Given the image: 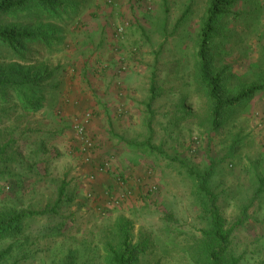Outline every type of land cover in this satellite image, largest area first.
<instances>
[{"label": "rangeland", "instance_id": "374dc122", "mask_svg": "<svg viewBox=\"0 0 264 264\" xmlns=\"http://www.w3.org/2000/svg\"><path fill=\"white\" fill-rule=\"evenodd\" d=\"M67 1L72 5L62 18L36 17L38 12L30 11L0 21L28 28L49 23L57 29L59 41L39 49L33 59L64 67L66 81L90 78V65L111 55L121 75L116 77L121 107L127 111L119 115L116 152L99 161L88 123L85 132L94 142L88 162L72 129L76 151L69 159L78 156L93 168L78 183L68 159L41 172L39 165L33 168L38 161L28 156V146L34 137L23 140L29 126H20L33 121L27 116L12 129L17 115L7 111L10 102L0 103V145L16 130V143L6 149L13 161L0 158V214L44 211L24 217L20 231L0 239V251L12 246L0 264H60L68 253L79 264H105L102 242L118 217L133 223L134 239L139 231H159L166 218L182 232L198 234L204 208L189 172L209 166V186L232 228L231 251L241 257L239 264H264V0H234L216 21L209 56L212 69L223 70L222 92L229 96L241 86L260 85L250 98L224 110L217 129L209 125L196 62L210 0ZM12 62L24 64L0 46V63ZM151 81L156 97L148 106ZM14 147L19 158L12 154ZM109 172L111 186L100 181ZM181 245L158 252L159 264H178L186 242Z\"/></svg>", "mask_w": 264, "mask_h": 264}, {"label": "trees", "instance_id": "16d2710c", "mask_svg": "<svg viewBox=\"0 0 264 264\" xmlns=\"http://www.w3.org/2000/svg\"><path fill=\"white\" fill-rule=\"evenodd\" d=\"M233 3L234 0H210L199 33L196 51L198 80L205 89L209 103V125L212 129L220 127L222 113L226 108L247 100L260 89V85L249 84L241 86L234 94L225 96L221 90V84L224 83L223 70L215 72L210 64L209 50L216 21ZM71 5L72 2L67 0H0V20L17 12L30 11H37L36 17L62 18ZM55 32L57 29L51 27L49 23H39L37 27L28 28L17 24L3 25L0 21V46H5L14 57L24 63L22 65L13 62L0 63V103L10 102L7 111L10 110L17 115L12 129L19 126L17 122L43 106L46 94L61 93L63 81L60 80L65 74L64 67L59 65L50 67L33 59L39 55V49H49L55 41H59L54 35ZM154 89L151 81L148 106L156 97ZM1 109L4 110L1 114L6 112L5 108ZM10 116L9 113L6 118ZM15 132L16 130L13 132L11 130L10 137L0 145V158L10 163L13 160L12 157L6 158V149L16 143L12 136ZM29 152L31 154L33 150ZM13 155L17 158L20 156L17 151ZM36 164L38 163L32 165L33 168ZM189 173L196 183L197 202L204 208L198 234L182 232L176 226L170 225V219L166 218L163 221V228L159 231L146 233L139 231L137 238L134 239L133 223L126 217H118L108 229V237L102 242L105 264H159L161 260L157 253H165L172 248L183 246L181 245L183 240L186 246L182 251L183 258L178 264H239L241 257L235 255L230 248L232 228L226 225L217 206V197L209 186L212 166L200 173L192 170ZM63 188L62 186L59 189V200L64 194ZM43 212L12 211L0 214V239L20 231L19 223L24 217ZM156 245L160 250L155 249ZM11 248L9 245L0 251V261ZM60 264L79 263L75 254L68 253Z\"/></svg>", "mask_w": 264, "mask_h": 264}, {"label": "crops", "instance_id": "0c3cea01", "mask_svg": "<svg viewBox=\"0 0 264 264\" xmlns=\"http://www.w3.org/2000/svg\"><path fill=\"white\" fill-rule=\"evenodd\" d=\"M110 56L107 55L108 59L105 62L96 61L90 65V78L85 77L86 79L83 80L81 76H77L74 81H66V73L61 93L46 94L43 106L27 115L33 121L32 125L28 122L20 125L29 126V129H26L28 135L23 136V140L34 137L33 146L32 143L28 146L33 152L28 156L38 161L40 172L46 169V165H55L57 160L68 159L66 165L69 163L73 181L83 183V177L91 174L93 168L89 163L80 161L78 156L69 159V155L75 156L73 151H76L73 146L75 139L72 122L85 111L91 114L86 126L87 133L98 146L95 161L116 152L113 145L122 129L118 125L121 118L119 115L122 110L123 112L127 110L122 109V98L116 88V77L121 76L116 71L117 62ZM12 151H14L12 154L15 153L16 147ZM100 181L111 186L114 178L109 172L101 175ZM99 188L105 187L100 184Z\"/></svg>", "mask_w": 264, "mask_h": 264}, {"label": "built area", "instance_id": "2783aa9c", "mask_svg": "<svg viewBox=\"0 0 264 264\" xmlns=\"http://www.w3.org/2000/svg\"><path fill=\"white\" fill-rule=\"evenodd\" d=\"M90 118V113L87 112L84 115L75 118L72 123V129L75 133L80 155L86 162L90 160L91 151L94 145L93 140L88 137L85 132V125L88 123Z\"/></svg>", "mask_w": 264, "mask_h": 264}]
</instances>
